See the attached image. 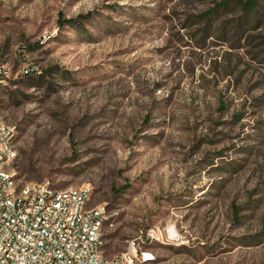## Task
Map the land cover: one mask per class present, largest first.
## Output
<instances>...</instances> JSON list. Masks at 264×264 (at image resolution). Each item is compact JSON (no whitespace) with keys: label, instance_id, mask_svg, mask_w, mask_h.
<instances>
[{"label":"rangeland","instance_id":"rangeland-1","mask_svg":"<svg viewBox=\"0 0 264 264\" xmlns=\"http://www.w3.org/2000/svg\"><path fill=\"white\" fill-rule=\"evenodd\" d=\"M252 17L231 0H0L19 183L87 187L108 258L152 231L143 264H264V0Z\"/></svg>","mask_w":264,"mask_h":264},{"label":"built area","instance_id":"built-area-1","mask_svg":"<svg viewBox=\"0 0 264 264\" xmlns=\"http://www.w3.org/2000/svg\"><path fill=\"white\" fill-rule=\"evenodd\" d=\"M13 131L0 121V264H143L139 232L128 249L105 256L101 205L89 206L87 187L58 191L47 183L20 184L12 167Z\"/></svg>","mask_w":264,"mask_h":264},{"label":"trees","instance_id":"trees-1","mask_svg":"<svg viewBox=\"0 0 264 264\" xmlns=\"http://www.w3.org/2000/svg\"><path fill=\"white\" fill-rule=\"evenodd\" d=\"M231 3L234 5V6H238L240 11L246 15V16H256V13H257V6L259 5V0H231ZM228 4V3H227ZM226 6V4H223ZM223 9V8H221ZM211 16V12L210 14L208 15V17L210 18ZM252 17V18H253Z\"/></svg>","mask_w":264,"mask_h":264}]
</instances>
